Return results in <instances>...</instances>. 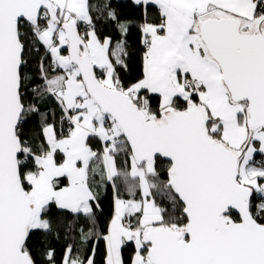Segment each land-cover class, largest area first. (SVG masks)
<instances>
[{"label": "snow or ice", "instance_id": "snow-or-ice-1", "mask_svg": "<svg viewBox=\"0 0 264 264\" xmlns=\"http://www.w3.org/2000/svg\"><path fill=\"white\" fill-rule=\"evenodd\" d=\"M132 3L136 76L112 0H0V264H264V0Z\"/></svg>", "mask_w": 264, "mask_h": 264}, {"label": "trees", "instance_id": "trees-1", "mask_svg": "<svg viewBox=\"0 0 264 264\" xmlns=\"http://www.w3.org/2000/svg\"><path fill=\"white\" fill-rule=\"evenodd\" d=\"M92 2L96 3L97 5L102 6L105 0H92ZM113 7H117L121 19L124 20H131L134 23L131 25L129 29V33L127 37L125 38L127 41V45L130 50V69L132 76H136L139 74L141 70V56L143 47L139 43V28H138V22L140 18V9L137 8L133 3L132 0H112ZM100 28L102 30L103 35H109L112 36L114 40H117L120 38L119 33L116 30V27L114 24H112L110 21L107 23H103L100 25ZM41 52H43V48L41 47ZM54 101L49 100L46 104V106H52L54 105ZM109 206V201H105L104 207L105 212H107ZM70 218V217H69ZM107 216L105 215L103 217V221H106ZM65 244V241L63 238L59 243L56 241L52 242V246H54L57 249V260L59 261L60 255H62L63 246ZM34 245L39 248L43 249L44 244L42 243L41 237L37 236L34 240ZM103 245H100V248L102 249ZM99 255L97 256V259L99 260Z\"/></svg>", "mask_w": 264, "mask_h": 264}]
</instances>
